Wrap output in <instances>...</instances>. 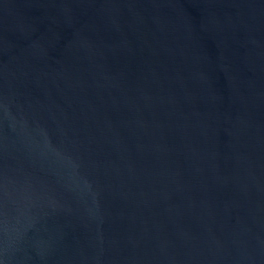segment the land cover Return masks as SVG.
Masks as SVG:
<instances>
[{"label":"water","instance_id":"1","mask_svg":"<svg viewBox=\"0 0 264 264\" xmlns=\"http://www.w3.org/2000/svg\"><path fill=\"white\" fill-rule=\"evenodd\" d=\"M0 264H264V0H0Z\"/></svg>","mask_w":264,"mask_h":264}]
</instances>
